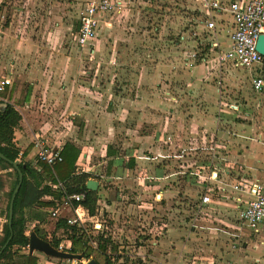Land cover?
I'll list each match as a JSON object with an SVG mask.
<instances>
[{"label":"crops","instance_id":"crops-1","mask_svg":"<svg viewBox=\"0 0 264 264\" xmlns=\"http://www.w3.org/2000/svg\"><path fill=\"white\" fill-rule=\"evenodd\" d=\"M135 1L125 0L127 8L124 18H117L111 21L110 25V20L105 19L98 39L92 46L81 48L75 42L79 30V17L75 16L77 13L74 14L73 8L76 0H28L30 7H42L43 15L39 16L42 20L34 26L32 24L39 18H31V9H28V12H25L27 16L23 18L26 28L23 35L17 34L14 21L9 18L8 9L13 8L10 6L11 0H0V13L7 16V22L0 23V80L7 78L13 82L12 86H8L0 95L3 100L0 102V110L6 105H11L21 115L22 119L14 132V143L20 151L17 161L38 166L37 150L34 146L38 135L43 136L51 147L61 151L67 143H71L81 151L76 164L77 170L91 174L90 180L99 184L98 194L101 193L104 180L121 182L132 178L135 175L129 171L138 173L137 164L141 163L150 169L151 173L144 170L146 173L141 174L142 177H134L135 182L140 180V184L145 186L144 190L142 187L136 190V197L142 201L139 209L144 211L146 216L155 217L161 206L166 209L172 207L176 201L173 198L181 188L185 192H180L183 203L186 192L188 193L187 187L182 185L178 188V183H175L180 179L176 173L183 172L169 171V167L175 162L174 159L159 165L161 160L158 158L161 155L174 158L182 149L198 152L197 169H202L205 165L210 169L209 173L216 175V179H211L209 175L208 181L198 185L200 194L206 189L213 192V202L205 206L199 214L191 207L190 201L185 203L186 210L183 212L187 215L192 209L197 215L195 214V219L192 220L195 221L194 224L186 225V235L183 236L181 245L176 244L171 219L167 224H143L146 221L143 220L142 224H137V228L140 227L135 237L137 245L132 247V251H129L132 248H127L125 254H117L108 247L107 254L112 260L123 255L124 257L119 259L120 262L126 258L130 263L135 259L144 264H179L180 258L182 260L188 255L191 247L189 241L197 232L193 229L201 232L218 229L227 236L220 234L221 241H224L220 242L222 246H216L215 254L210 258L203 252L193 259L201 257L203 261L209 260V264H264V224L258 232H253L242 223L240 215L244 205H239L236 198L242 197L244 201L250 198L247 194L233 189L235 185L248 188L253 184H260L264 187V121L262 124L256 123L260 120L261 113L249 110L250 99H245L243 105L234 102V95L229 96L224 91L227 87L224 84L227 77L221 78L230 70L238 74L239 69L248 70L252 80L258 76L264 78V67L245 69L231 62L220 64L217 61L218 52L226 51L230 47L229 33L233 21L228 13H209L206 4L213 0H205L201 8L202 22L196 23L197 28L200 27L213 35L206 46H209V50L199 59L201 50H198L197 46L201 45L200 42L196 39L190 40L188 34H180L168 46L167 56L163 57L164 62L161 61L162 66L166 65L163 73L165 76L156 86L170 87V93L167 91L166 94L177 91L179 95L174 94L175 96L159 100L160 97L146 98L139 94L143 92L145 80L144 73L140 71L142 66L140 72L135 73V92L128 95L129 72L134 69V64L133 61H122L124 55L121 48H127V45H124L125 40L117 41L114 36L120 35V29L117 28L133 13ZM212 16L215 22L213 31L207 28V22ZM27 18L30 20L29 24L26 22ZM107 34L111 40L103 46V37ZM191 53H197L198 56L192 59ZM93 70L96 71L95 74ZM111 85L115 88L119 85L117 91H112ZM95 86L98 89H95ZM250 91L264 101V90L254 92L251 88ZM247 104V110H243ZM176 115L179 118H176ZM145 121L157 123L152 135L139 133ZM108 148H113L116 155L108 157ZM143 150L148 154L142 155ZM120 151L125 154H120ZM191 152L189 155L194 154ZM119 156H123V160H128L129 156L134 157L135 168H118L115 164L110 168V162L121 158ZM144 156H147V160H142ZM189 159L194 161L193 157ZM153 163L157 164L153 166ZM194 172V169L189 170V174L182 177V181L189 184ZM14 179L12 169L3 170L0 166V237L7 221V210L11 201L9 196ZM154 198L163 201L157 202ZM52 201L54 202V198L50 195L41 199L44 203ZM199 201L200 196L194 203L199 204ZM64 202L65 199L54 207L34 205L26 209L27 235L30 237V234L36 233L34 230L38 229L40 235H46L48 240L56 238L60 240L59 244L69 243L63 230L55 228L58 220H69L79 214L85 223L98 221V214L91 217L83 206L75 208L73 204L65 205ZM100 203L99 200L98 206ZM104 207L106 212L112 214L113 220H119L117 218L122 213L116 211V202L106 203ZM55 209H59V212L58 216L53 218L51 214ZM65 213H68L69 217L65 216ZM234 216L237 219L231 221ZM184 218L188 219L189 214ZM213 220L221 222L224 228L219 225L213 228L210 225ZM150 226L155 230H166L150 235ZM114 228L117 229L116 232L107 228L111 232L109 236L113 235V239L119 240L121 244H128L125 239L130 238L124 227L115 223ZM145 235L147 237L142 238ZM23 252L29 254V247ZM180 252L182 257L177 256ZM32 255L38 258V264H75L74 261L47 257L39 252ZM215 259L216 262L213 261Z\"/></svg>","mask_w":264,"mask_h":264},{"label":"rangeland","instance_id":"rangeland-1","mask_svg":"<svg viewBox=\"0 0 264 264\" xmlns=\"http://www.w3.org/2000/svg\"><path fill=\"white\" fill-rule=\"evenodd\" d=\"M87 1L89 0H76V3L73 5L74 14L77 13V15L75 16L79 17L80 12L86 6L85 4L87 3ZM135 2L136 4L133 13L129 17L127 18L125 17L126 21L124 22V24H122L117 28L120 29L119 33L121 36L120 35L114 36V38L117 41H120L119 39L125 40L124 45H127V48H121L122 54L124 55V58L122 57V61L125 62L133 61L132 64H134L133 65L134 69L132 71L128 69V71H130L129 72L130 74L128 73L130 77L129 87L127 88L129 90L128 95L135 92V80L137 78L135 73L142 71L144 73L145 80L143 83V92L139 94L146 96V98L153 96L159 99L160 97L159 100H163L165 98L175 96L177 94V91H175L172 94H166L167 91L170 93L171 91L170 87L156 86V84L159 83V80L163 76H165L163 75V73H165L166 65L165 67L162 66L163 63L161 64V61L164 62L163 57L167 56L168 46H170L172 44V41L174 42L177 36H179L180 34H188L187 36L192 41L194 39L198 40V42H200L201 44L197 46L198 50H201L200 52H203V50L206 48L208 42H210L213 35L211 34V32H207L206 30L200 29V27L197 28L198 24L196 23V21L202 22L201 8H203L205 0H136ZM10 6L13 8L12 10H10V8L8 9L9 18H12V20L14 21V25H15L14 30L17 32L18 35L21 34L23 35L24 29H26L24 25L25 20H23V18L27 16L25 12L28 9H31V13H30L31 18H39L37 21H34L32 25L37 26L38 21L42 20V18L39 16L43 15L41 14L43 8L39 7L38 9L37 6L30 7L28 0H11ZM66 7H68V5H66ZM33 8L38 10L36 11ZM26 22L27 24L30 23L29 18L26 19ZM205 22H207L206 19ZM109 40L111 39L109 38L108 34L104 35L102 45L103 46L106 45V42ZM130 56H132V58H130ZM141 66L142 69L139 71ZM92 72L93 74H95L96 71L93 70ZM238 72H239L238 74H234L232 73V70H230L229 73H227L225 76H221V78L227 77V81L226 82L224 81V84L227 86L224 91L227 92L228 95L229 94L234 95V98L232 100L234 102H239L240 104L242 103V105L245 102V99H250L251 107H249V110L257 111V112L259 111L261 113L260 120L259 121L257 120L256 123L262 124V122L264 121V117H263L264 101L261 98L255 97L256 95L254 96V94L250 91L251 88L253 91L254 89L252 86V78L250 77V73H248L249 71L244 69H239ZM99 75L101 76V72H99ZM235 80L238 81L235 82ZM118 86L115 88L114 85H111L110 89L112 91L113 90L117 91ZM94 88L96 89L97 87L95 86ZM245 105L243 107L244 108L243 110H247L246 108H248L249 106L248 104L247 107ZM176 118L179 117L176 115ZM179 120L181 123V118ZM156 124L157 123L156 122L153 123V121H148V122L145 121L139 133H141L142 135H152L154 133V127L156 126ZM187 141L189 140H185V142ZM190 152L191 150L185 151L182 149V152L180 151L178 154H176L174 158L167 157L166 155L165 156L161 155L158 158V160H161V162L158 163L159 165H162V163L165 162L166 160L170 161L174 159L175 162L174 164H171V167H169L170 169L169 171L183 172V173H176L178 175L177 177L180 179H178V181H176L175 183L176 184L178 183V188H181L182 185L188 188V193L186 192L187 195H185L184 203L181 200V198L183 197L182 194L180 193L183 192V189L181 188V191H178L179 192L178 195L175 198H173L176 201L172 205V207L166 209L163 208V206H161L162 208L159 209L155 217H151V215L146 216V213H144V211H140L141 209H139V206H141L142 201L140 198L136 197V195L138 194L136 190L140 187H142L143 189L145 188V186L140 184L141 182L140 180L139 182L137 181L135 182L134 177L138 175H139L138 177H142L141 174H145L147 170L149 171V173H151V171L150 169L142 166L141 163H138L137 164L138 173H133L134 170L129 171V173L135 175L134 177L132 178L130 177L127 180H122L121 182L115 180H109V179L103 181L102 183L103 187L100 190L101 193L98 194L99 200L101 201L97 211L99 218L98 221L95 223L91 221L85 223L86 224L85 227L89 231L88 234L90 236L96 237L98 236L99 233L101 234L104 232L108 236V238L111 239L110 242L111 244L109 246L111 247V250L116 251L117 254H119V252L125 254L127 252L126 251L127 248H132L137 245L135 243V237H136V232L139 233L137 229L140 228V227L137 228V224H142L143 220H146L143 224H167L171 219L170 224H174L173 235L176 244L180 246L181 241L183 240V236L186 235V232L184 231L186 225L188 224L189 226V223L190 224L195 223V221L192 220L195 219L194 216L196 213L195 211H191L192 209L189 210L190 211V213H188L189 218L185 220L184 217L188 215V214L186 215L185 212H183L184 210H186L185 203L190 201V205L192 207L193 203L196 202V200H198V197L200 196L198 185L204 184V182L208 181L209 175H211V173H209L210 169L208 170L207 166L205 165H203L202 169L201 168L197 169L196 164H198L197 163L198 152L197 153L191 152L194 154L189 155ZM142 153H143L142 155L148 154L144 150L142 151ZM120 154L124 155L125 152L120 151ZM191 156L194 158V161L192 159H189L192 158ZM146 157L145 158L142 157V160H147ZM187 157L189 163H187ZM153 164H154L153 166H155V164L157 163H153ZM187 166H190V168L188 167L189 168L188 169ZM191 168L194 169V171L196 172L192 174L194 176L190 177L192 181L189 182L188 184L187 181H182V177H185L186 174H189V170H192ZM215 172L218 171L215 170ZM137 183H139V185H137ZM120 190H124V192H121ZM154 200L157 202L163 201L159 198H154ZM112 201L116 202V206H117L116 211L119 212L120 214L122 213V215L117 218L119 219L118 221L113 220L112 214L106 212V209L104 207V204L111 203ZM64 215L69 217L68 213H65ZM236 219L237 217L234 216L231 217L230 220L234 221ZM184 220H185V224H183ZM115 223L119 224V227H124V229L128 232L129 234L128 236L130 239L124 238L125 241L128 242V244H124V243L121 244L119 243V240L113 239V235L109 236L111 232L107 228H112L113 231L116 232L117 229L114 228ZM94 224L102 225L101 230L97 231L94 228ZM210 225H212L213 228L218 227V225L224 228L221 222L214 220L213 222L210 223ZM158 229L155 230L153 226H150L148 231H150V235H154V234L156 235L157 233H163V230H166L163 228V229H159L158 231ZM193 230L197 232L195 235H192L189 241L191 247H189L188 255H186L182 260L180 258L179 264H195V263L200 264L203 262L209 264V260L203 261L201 257L197 259H193V257H199L200 254L203 252L206 253L205 256L207 258L212 257L213 254H215L216 246H222L220 245V242H224L221 241L220 234H223L224 237L227 236L225 233L218 231V229H216L217 231L215 230L209 231L208 229V231L205 232L203 231L201 232L196 229ZM145 237H147V235L142 236V238ZM89 245L93 247L92 242ZM132 250L133 248L130 249L129 251ZM119 256H123V255H119ZM177 256L182 257L181 252ZM98 257L101 260V262H104V258L100 256ZM107 257L109 256L107 255ZM174 260L175 259H173V261ZM83 261L87 262V260H83ZM213 261L216 262V259ZM78 262L80 263V261ZM132 262H134V264H144L142 262L136 261L135 259ZM82 263L85 264V262Z\"/></svg>","mask_w":264,"mask_h":264},{"label":"trees","instance_id":"trees-1","mask_svg":"<svg viewBox=\"0 0 264 264\" xmlns=\"http://www.w3.org/2000/svg\"><path fill=\"white\" fill-rule=\"evenodd\" d=\"M208 50L209 46L200 53L199 59ZM21 119L19 112L11 105H6L0 110V152L7 159V161H4L0 158V166L3 170L12 169L15 177L9 200H11L14 189L19 181L18 172L14 169L12 163L20 158V151L14 143V132L19 126ZM80 155L81 151L79 149L73 144L67 143L62 151L63 161L55 166H49L46 163L37 161L38 166L34 167L31 163L19 162V168L24 175V180L14 204L12 229L8 225V205L7 221L3 228V234L0 237L1 264H38V258L36 256L23 252L25 250L27 251L30 245V237L27 235V220L25 218L26 209L34 205L54 207L56 203H61L69 196L82 195L84 196L83 201L73 203V207L78 208L79 206H83L89 211L91 217L97 215L98 192L90 191L87 188V183L92 177L91 174L77 170L76 164ZM114 155H116V151L113 148H108L107 156L112 157ZM114 164L118 168L124 167L126 169H134L136 166L135 158L130 156L128 160H123L122 156L118 160L110 162V168ZM44 183H52V185L50 186ZM45 195L52 196L54 202H41V199ZM197 204L193 203L192 208H196ZM55 228L56 230H63L66 239L72 242V253L82 255L84 260L89 261L94 259L99 264H134V262L130 263L129 259L126 260V258H124L123 262H120L119 259L124 256H119L116 260L107 257L111 239L104 232L99 233L96 237L90 236L86 227L78 225L70 226L66 219L58 220ZM34 231L41 239L49 242L54 248L59 246L60 240L56 238L48 240L46 235H40L38 229ZM8 241V245L3 250ZM91 242L93 243V247L89 245ZM98 256L104 258V262H101Z\"/></svg>","mask_w":264,"mask_h":264},{"label":"built area","instance_id":"built-area-1","mask_svg":"<svg viewBox=\"0 0 264 264\" xmlns=\"http://www.w3.org/2000/svg\"><path fill=\"white\" fill-rule=\"evenodd\" d=\"M126 8L125 0H89L79 15V30L75 37L76 44L81 48L92 46L102 30V22L105 19H109L110 25L111 21L113 22L117 18H124ZM206 9L210 10L209 13H228L233 21L232 29L229 33L230 47L226 51L218 52L217 61L220 64L231 62L235 66L245 69H251L254 66L264 67V57L257 51L258 39L261 35H264V0H213L212 2H207ZM213 20L214 16L207 22V28L211 31L215 30V22ZM4 22H7V16L0 13V23L3 24ZM197 56V53H191L192 59ZM12 84L13 82L10 79L0 80V95ZM252 85L256 92H261L264 89V78L255 77L252 80ZM2 101L0 98V102ZM34 146L37 150L36 158L38 162L55 166L63 161L61 149L51 147L43 136L38 135L35 138ZM215 176L211 174L210 178L214 180L216 179ZM233 189L249 196L250 199L248 201H244L242 197L236 198L239 205H244L240 219L247 228L253 232H258L262 224H264V187L260 184H253L248 188L243 185H235ZM211 193L213 192L210 189H206L201 194L199 204L196 205L197 209L195 208L197 214L205 206L213 202ZM83 199L84 196L82 195H72L65 199L64 204L72 206L73 203H80ZM58 212L59 209L52 211V217L56 218ZM67 223L70 226L85 227L86 225L79 214L67 220ZM94 228L101 230L102 225L94 224ZM56 250L72 253V244L70 242L59 244ZM74 262L75 264L87 263L86 261Z\"/></svg>","mask_w":264,"mask_h":264},{"label":"water","instance_id":"water-1","mask_svg":"<svg viewBox=\"0 0 264 264\" xmlns=\"http://www.w3.org/2000/svg\"><path fill=\"white\" fill-rule=\"evenodd\" d=\"M257 51L264 57V35H261L258 39L257 42ZM0 158L4 161H7L6 157L0 152ZM14 166V169L18 172L19 175V181L17 186L14 189L13 195L11 197L10 201V207H9V219H8V225L10 229H12V224H13V218H14V204L15 200L17 197V194L19 193L23 180H24V175L19 168V162H13L12 163ZM87 188L90 191L97 192L99 188V184L96 181L89 180L87 183ZM9 241L7 244L4 246L3 250L6 248L8 245ZM2 250V251H3ZM34 252H39L44 254L47 257L51 258H56L60 260H66V261H82L84 260L83 256L80 254H73V253H64V252H59L54 248L49 242L39 238L36 233L32 232L30 234V245H29V254H33ZM86 264H99L96 260L91 259L89 260Z\"/></svg>","mask_w":264,"mask_h":264}]
</instances>
